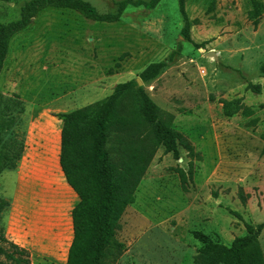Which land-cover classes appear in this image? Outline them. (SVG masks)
Returning a JSON list of instances; mask_svg holds the SVG:
<instances>
[{
	"label": "rangeland",
	"instance_id": "obj_1",
	"mask_svg": "<svg viewBox=\"0 0 264 264\" xmlns=\"http://www.w3.org/2000/svg\"><path fill=\"white\" fill-rule=\"evenodd\" d=\"M28 1L0 0V26L20 20ZM84 1L101 14H115L125 0ZM251 9L250 0H187L193 43L182 34L179 0H163L153 10L130 6L115 23L48 7L14 36L0 76V121L7 139L14 134L17 151L27 124L23 109L38 113L52 106L71 113L105 100L119 84L138 82L151 64L177 53L143 87L202 160L186 193L173 171H189L186 151L179 160L164 148L157 151L119 222L115 239L123 252L114 264H194L203 246L194 232L230 246L247 234V224L264 223V13L255 29ZM250 85L260 86L261 94ZM234 100L252 115L225 116L224 102ZM109 149L119 152L115 136ZM1 184L11 193L14 174H5ZM260 244L264 251V232ZM0 246L20 256L10 243ZM0 264L11 262L0 255Z\"/></svg>",
	"mask_w": 264,
	"mask_h": 264
},
{
	"label": "trees",
	"instance_id": "obj_2",
	"mask_svg": "<svg viewBox=\"0 0 264 264\" xmlns=\"http://www.w3.org/2000/svg\"><path fill=\"white\" fill-rule=\"evenodd\" d=\"M162 1L125 0L119 3L115 14H101L84 0L25 2L20 20L0 26V76L14 36L29 28L36 14L48 7L70 9L95 22L115 23L130 6L153 10ZM250 1L252 9L249 20L257 29L264 13V3L260 0ZM179 10L184 19L182 34L188 42L193 43L187 0H179ZM176 55L174 52L166 61L151 64L141 75L143 83L157 79ZM249 89L261 94L260 86L250 85ZM241 111L245 116L253 113L250 108L244 107L241 100L224 102L225 116L233 117ZM59 117L64 122L62 168L69 184L81 199L73 212L75 238L68 264H114L123 252V246L115 239L119 222L126 209L135 203L136 192L157 151L164 148L165 153L173 154L176 160L180 159L181 150L186 151L190 158L189 171L179 167L173 169L179 175L182 190L186 193L190 191L195 165L202 160V155L188 136L172 129L161 117L149 93L135 81L119 84L114 93L103 101ZM7 131L6 123L0 121V177L5 171L17 168L24 152V140L17 151L14 134L7 139ZM113 136L119 143L116 154L109 149ZM240 196L246 204L247 197L242 191ZM9 206L8 201L0 198V217L3 214L4 222L0 241L10 243L20 256L9 253L1 246L0 255L5 256L11 264H31L28 253L5 237V212ZM231 213L241 217L236 212ZM246 228L247 234L235 239L230 246L194 232L195 238L203 244L194 258V264H264V251L260 244L264 223L257 226L247 224Z\"/></svg>",
	"mask_w": 264,
	"mask_h": 264
},
{
	"label": "crops",
	"instance_id": "obj_3",
	"mask_svg": "<svg viewBox=\"0 0 264 264\" xmlns=\"http://www.w3.org/2000/svg\"><path fill=\"white\" fill-rule=\"evenodd\" d=\"M24 113L23 155L15 170L0 177V198L10 203L5 237L28 253L31 264H68L75 238L73 212L81 199L61 164L64 122L59 115L67 112L48 106ZM7 173L14 174L9 194L1 184Z\"/></svg>",
	"mask_w": 264,
	"mask_h": 264
},
{
	"label": "water",
	"instance_id": "obj_4",
	"mask_svg": "<svg viewBox=\"0 0 264 264\" xmlns=\"http://www.w3.org/2000/svg\"><path fill=\"white\" fill-rule=\"evenodd\" d=\"M202 50H204V49H202ZM138 83L140 86H143V81L141 79L138 80Z\"/></svg>",
	"mask_w": 264,
	"mask_h": 264
}]
</instances>
